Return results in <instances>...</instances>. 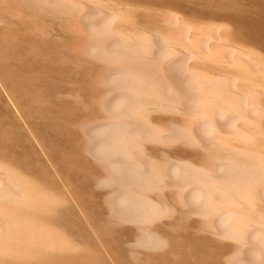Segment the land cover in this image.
<instances>
[{"label": "bare ground", "instance_id": "6f19581e", "mask_svg": "<svg viewBox=\"0 0 264 264\" xmlns=\"http://www.w3.org/2000/svg\"><path fill=\"white\" fill-rule=\"evenodd\" d=\"M132 7L144 8L126 0H0V27L23 32L35 18L54 21L73 38L72 52L92 63V112L74 125L78 148L91 163L104 227L132 225L125 235L132 262L159 264L147 252L175 237L150 223L165 220L164 228L185 225L219 246L213 261L198 264H264V62L229 42L226 23L204 28L172 7L135 22ZM14 172L0 163L4 203L24 201L32 188L13 182ZM7 227L12 234L15 226Z\"/></svg>", "mask_w": 264, "mask_h": 264}, {"label": "rangeland", "instance_id": "374dc122", "mask_svg": "<svg viewBox=\"0 0 264 264\" xmlns=\"http://www.w3.org/2000/svg\"><path fill=\"white\" fill-rule=\"evenodd\" d=\"M126 1L143 3L144 8L130 10L135 22L141 21L142 14L154 12L152 8L172 7L204 28L226 23L224 35L229 42L239 44L264 62V0ZM34 20L29 31L17 30V34L12 29L16 35L0 27V51L4 52H0V82L21 116L14 113L0 87V163L18 174L12 177L13 182L20 179L29 188L32 186L23 203L16 198L17 204L12 203L14 198L11 202L12 198L9 201L4 197L9 204L0 200V218L4 220L0 219V264H141L142 259L131 261L125 245V235L132 231V225L104 227V208L98 191L91 187V163L78 148L74 125L92 112L88 87L92 63L72 52L73 38L54 21ZM67 93L75 95L74 99ZM164 222L153 221L150 226L167 231L175 240L163 250L147 252L157 263L198 264L217 257V244L185 225L164 228ZM6 225L17 227H10L13 236L6 233ZM4 235L16 240L9 241Z\"/></svg>", "mask_w": 264, "mask_h": 264}]
</instances>
